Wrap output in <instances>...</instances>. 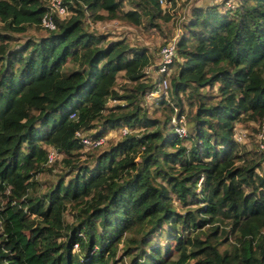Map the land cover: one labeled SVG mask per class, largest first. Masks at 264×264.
Instances as JSON below:
<instances>
[{"label":"trees","instance_id":"obj_1","mask_svg":"<svg viewBox=\"0 0 264 264\" xmlns=\"http://www.w3.org/2000/svg\"><path fill=\"white\" fill-rule=\"evenodd\" d=\"M59 5L69 15L0 0V264H264V147L233 139L264 115V0L191 7L168 76L153 79L145 48L86 20L156 28L170 19L158 0ZM164 79L149 117L141 99Z\"/></svg>","mask_w":264,"mask_h":264},{"label":"rangeland","instance_id":"obj_2","mask_svg":"<svg viewBox=\"0 0 264 264\" xmlns=\"http://www.w3.org/2000/svg\"><path fill=\"white\" fill-rule=\"evenodd\" d=\"M216 4L220 10H225L232 8L237 4V0H165V4L162 6L163 11L168 12L170 19L167 21H158L159 27L145 28L143 26L134 27L129 24L124 23L119 20H104L90 22L89 19L86 20V28L90 31H94L96 34H102L107 36V39L116 40L121 37L125 38L128 43L132 46L143 47L146 49L147 53L150 55L154 65L146 69V73L152 79L157 75L154 66L159 61V50L162 46L175 41L178 36L183 32L182 24L187 21L188 13L191 7ZM128 6L124 5L123 9H126ZM69 13L61 14V17L64 18ZM185 32V31H184ZM45 31L41 29H28L22 34H15L17 41H24L28 37L44 34ZM169 73L166 75L168 76ZM167 76L166 80H167ZM125 82L118 78L116 89L120 93L122 90L120 88L125 85ZM159 92L153 95H145L140 102V105L147 116L149 117H158L161 112V105L158 103ZM118 102L108 101L107 106L115 104ZM260 119L256 122L249 121L247 123L235 124L237 130H240L244 133V138L240 142L241 145L245 146V149H256L255 143L256 134L258 132V123ZM120 137L119 128H116L112 131H108L105 134V139L109 143L115 142ZM104 144L101 146L103 147ZM258 149H260L258 147ZM263 155H264V148ZM50 153V149H48ZM52 157L60 159V155L54 154L52 152ZM84 158V157H82ZM53 159V158H52ZM53 162L49 163V166H53ZM264 170V162L262 163ZM59 166L52 168L51 173H58ZM41 180H49L52 178L50 174L40 175ZM69 219V218H68Z\"/></svg>","mask_w":264,"mask_h":264},{"label":"built area","instance_id":"obj_3","mask_svg":"<svg viewBox=\"0 0 264 264\" xmlns=\"http://www.w3.org/2000/svg\"><path fill=\"white\" fill-rule=\"evenodd\" d=\"M158 3L163 6L165 4V0H158ZM50 6L51 8H54L58 15L61 16V14L65 13V9L59 5V0H50ZM41 25L46 29H53L54 24L52 23L50 17L46 14H44L41 17ZM174 41L171 43H168L164 46H162L159 50V61L156 64V73L157 74H167L168 73V64H170L172 57L174 55ZM168 90V82L164 79L157 85V88L151 90L147 94L153 95L157 94L159 92V96L163 95L164 97L167 94ZM146 94V95H147ZM71 118H75L74 114L71 115ZM182 120H180V125H176L174 127V131L177 134V136L182 137L185 135V128L184 125L181 123ZM172 122L175 123V119H172ZM120 134H124L127 132L125 127L119 128ZM75 135L79 137L81 143L89 148L94 147L97 145H100L103 142V138H97V139H91L89 137H86L78 132H75ZM244 138V133L240 130H237L236 126L233 128V139L236 142H241ZM256 142L258 144V147L262 149L264 147V115L261 117L259 123H258V132L256 134ZM52 149H50V153L48 152V159L50 160L52 158ZM54 153V152H53Z\"/></svg>","mask_w":264,"mask_h":264}]
</instances>
